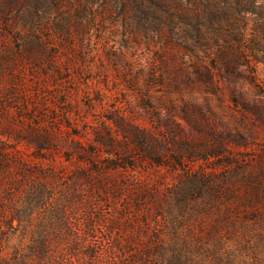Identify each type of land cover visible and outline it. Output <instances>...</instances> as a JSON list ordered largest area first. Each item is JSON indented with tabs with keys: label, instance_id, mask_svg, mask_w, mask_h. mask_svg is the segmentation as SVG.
<instances>
[{
	"label": "rangeland",
	"instance_id": "obj_1",
	"mask_svg": "<svg viewBox=\"0 0 264 264\" xmlns=\"http://www.w3.org/2000/svg\"><path fill=\"white\" fill-rule=\"evenodd\" d=\"M0 200L9 258L90 253L98 213L164 264H264V0H0Z\"/></svg>",
	"mask_w": 264,
	"mask_h": 264
},
{
	"label": "trees",
	"instance_id": "obj_2",
	"mask_svg": "<svg viewBox=\"0 0 264 264\" xmlns=\"http://www.w3.org/2000/svg\"><path fill=\"white\" fill-rule=\"evenodd\" d=\"M26 176L27 174L24 173V171L17 172V176L12 174L9 185L3 187L4 198H6V200L11 196V188L15 181L20 182L24 180ZM4 205L5 201L0 200V211L2 210L1 207H4ZM93 216L92 219L88 220L87 228L90 237L96 240H94V245L91 252L88 253L89 255L86 253L78 255L79 252H77V248L73 242H68L66 247L57 251V246L60 245L61 241V239H59L56 243V248H53L51 243L44 242L43 246L41 245L38 249L30 248L26 253L16 254L12 258H9L8 255L3 253V242L0 241V264H76V258H78V264H164L165 260H167V251L169 249H166L160 241H156V239H158L157 233L152 235V237L149 236L151 233H148L147 223H143L141 227L146 242L139 245V249L133 251L129 248L134 246L133 242L130 241L128 244H122L112 237L111 232L114 228H118L114 222L112 223V227L108 226V229H111L109 234L104 232L105 235L103 240H99L96 226L101 227L103 222L99 219L100 215H98V213L93 214ZM14 218L15 215L12 217V221L15 220ZM73 232V228L70 227L66 232L68 238H64V241L73 237ZM135 239L137 238H130V240L133 241H135ZM84 256H89L90 259L88 260L86 258L87 260H85ZM182 257L183 256L180 254L175 256L173 260H170L169 264H184L182 262Z\"/></svg>",
	"mask_w": 264,
	"mask_h": 264
}]
</instances>
